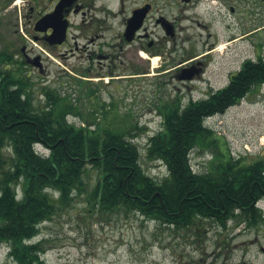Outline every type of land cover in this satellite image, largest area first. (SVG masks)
<instances>
[{"label": "rangeland", "instance_id": "1", "mask_svg": "<svg viewBox=\"0 0 264 264\" xmlns=\"http://www.w3.org/2000/svg\"><path fill=\"white\" fill-rule=\"evenodd\" d=\"M7 1L0 2V48H7L16 57L17 66L25 59L24 47L29 55L41 53L44 58L42 73L33 65H23L24 74L34 84L35 104L45 108L48 96H60L62 103L76 106L85 121L76 113L67 118L82 126L91 123L94 128L98 126L95 120L115 116L132 119L130 124L142 127L133 131L142 147L162 126L160 115L165 105L184 106L204 99L224 87L245 59H264V8L256 0H234L233 6L224 10L216 6L208 9L202 1L185 10L182 0H149L155 8L146 20L147 32L155 41L163 38L156 45L162 53L156 56L150 52L154 48L147 46L150 38L144 41L146 48L140 49V41L128 44L120 40L125 19L146 0H89L91 11L72 19L81 23L95 14L103 20V28L92 30L88 37L73 29L68 43L57 47L36 40L34 29L37 20L51 10L53 0ZM160 14L176 21V46L170 40L164 42L165 31L156 23ZM99 33L103 35L89 42ZM221 44L226 46L224 51L219 50ZM90 52L95 53L92 58ZM101 52L116 56L118 67L113 72L100 67L97 54ZM193 55L201 56L206 68L198 80L185 86L174 77L176 65ZM103 63L108 60L103 59ZM206 124L221 139L212 151L191 153L196 170L207 167L214 150L230 151L232 156H246L250 161L264 155V85L255 87L224 113L209 117ZM105 125L122 126H100ZM142 164L152 175L167 172L164 165L146 156ZM100 177L99 170L89 167L84 175L88 189ZM17 190L20 197L21 188ZM87 202L85 195L77 197L71 207L41 223L34 240L46 241L48 250L42 258L47 264H264V220L256 226L238 218L226 226L200 220L183 228L164 225L138 212L91 211ZM7 252L0 247V264H15Z\"/></svg>", "mask_w": 264, "mask_h": 264}, {"label": "trees", "instance_id": "2", "mask_svg": "<svg viewBox=\"0 0 264 264\" xmlns=\"http://www.w3.org/2000/svg\"><path fill=\"white\" fill-rule=\"evenodd\" d=\"M15 58L0 48V242L9 246L13 263L47 264L46 241L34 240L41 223L83 195L91 211L138 212L168 226L184 228L200 220L226 226L237 218L256 226L264 220L256 205L264 198V155L250 161L214 150L207 167L191 165L192 152L212 151L221 139L207 119L264 85L262 57L245 59L224 87L204 99L165 105L162 126L144 147L134 139L133 131L142 127L130 124L132 119L95 120L94 128L67 118L81 113L60 96L47 94L48 105H36L34 84L23 72L27 62L17 66ZM104 123L122 126H100ZM38 143L48 153L37 150ZM143 156L167 172L149 174ZM89 167L101 173L90 189L84 180Z\"/></svg>", "mask_w": 264, "mask_h": 264}, {"label": "flooded vegetation", "instance_id": "3", "mask_svg": "<svg viewBox=\"0 0 264 264\" xmlns=\"http://www.w3.org/2000/svg\"><path fill=\"white\" fill-rule=\"evenodd\" d=\"M95 0H92V2L94 3ZM197 2H204V4L206 3L208 6V9H210L211 7H217V9L219 10H224V8H227V6L231 5L233 6V2L234 0H182V8L185 10L186 9H194V6L197 5ZM233 1V2H232ZM60 2V0H53V6L51 8V10L47 13H50L52 11L55 10L56 6L58 5V3ZM180 2V1H179ZM93 3H91L89 0H74L73 3L67 7L64 8L63 10V16L64 18L67 20L68 23V29H67V35L65 40L62 43H54L52 44L49 40L50 35L53 33V29L50 28L47 31H36L38 32V35L36 36V40L41 41V42H45L49 45L52 46H61L63 44L68 43L69 41V33L71 30L73 29H79L82 31L81 35H87L88 37V33L92 32V30H101L103 28L102 24H103V20H101V18H98V16H96L95 18V14H93L90 17L89 21L86 20H82L81 23L75 22L72 18L74 17V15H78V13L83 14V15H87V13L89 12V10L91 11ZM257 5H259L260 7L264 8V0H256L255 2ZM245 6L249 7L248 2L246 3L245 1ZM255 6V4L253 5V7ZM141 8H147L148 12L147 15L145 17L144 20V24L141 27L140 30H138L134 36V38L132 40H128L127 37L125 36V31L128 25V21L129 18L133 15L134 11L137 9H141ZM154 2H151L149 0H146L144 2H141L139 4H137L131 12V16L127 17L125 19V23H124V29L120 34V40L123 43H133L135 41H140V45H139V49L140 48H146L145 47V42L144 41H148V39L150 38L151 40L148 42V45L151 49L154 48L153 51L151 52L152 56H156L157 54H161L162 50L159 48H156V45L159 44L160 41H158L160 38H158L157 41L153 40V38L151 37V33L147 32V28L145 26L146 20L149 18V16L151 15V13L154 11ZM233 9V7H232ZM156 23L157 25H160L164 31V42L166 40H170L173 43H175V46L177 44V35H178V27L176 26V21H172L169 18L163 16V15H159V17H157L156 19ZM169 30V33H168ZM103 35V33H101ZM99 34H93L95 35L94 37H91L89 39V42H94L96 40L97 37H99L101 35ZM163 39V38H161ZM160 39V40H161ZM148 47V48H149ZM158 52V53H157ZM23 56L25 58V61L27 62V64L32 65L31 64V60L32 59H38V62L40 63V66L38 68L39 72H44V58L42 56L41 53L36 54L35 56H31L29 55V53H27L26 47L23 48ZM93 54H95L93 52ZM92 54V55H93ZM91 52H90V58H92ZM125 55V54H124ZM97 58L99 59V63L102 64L100 65L101 68H103L104 66L106 67L107 72L111 73L113 72L116 67H118V65L115 63V59L116 56L114 54H109V53H100L97 54ZM202 57L199 55H193L189 58L186 59H182L177 65L176 68H178V70H176V73L174 74V77L176 78V80H178L181 84L183 85H187V83H193L196 80H198V78H200L204 71H205V63L203 62V60L201 59ZM103 59L108 60V63H103ZM129 63L130 67L133 65L130 62ZM126 66V65H125ZM163 67H166L165 65ZM130 71H134V70H130ZM138 75V74H136ZM105 76V75H104ZM191 76V77H190ZM189 88L191 87L190 85H188ZM161 116L163 117L164 115L161 114Z\"/></svg>", "mask_w": 264, "mask_h": 264}, {"label": "water", "instance_id": "4", "mask_svg": "<svg viewBox=\"0 0 264 264\" xmlns=\"http://www.w3.org/2000/svg\"><path fill=\"white\" fill-rule=\"evenodd\" d=\"M73 1L74 0H60L54 11L45 14L35 24V30L37 31H47L50 28L53 29V33L49 38L52 44L62 43L66 38L68 23L63 16V10L65 7H67V5L70 6ZM147 12V8L137 9L134 11L132 17L129 18L128 25L125 31V36L128 40H132L136 32L141 29ZM30 62L35 66H40L37 58L32 59ZM262 250L264 251V248Z\"/></svg>", "mask_w": 264, "mask_h": 264}, {"label": "bare ground", "instance_id": "5", "mask_svg": "<svg viewBox=\"0 0 264 264\" xmlns=\"http://www.w3.org/2000/svg\"><path fill=\"white\" fill-rule=\"evenodd\" d=\"M225 49H226L225 44H221V46L219 47V50L224 51Z\"/></svg>", "mask_w": 264, "mask_h": 264}]
</instances>
